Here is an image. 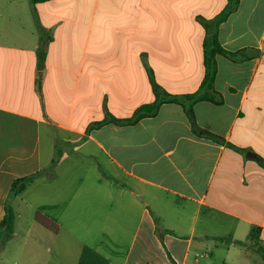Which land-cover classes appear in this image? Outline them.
<instances>
[{
    "label": "crops",
    "instance_id": "obj_1",
    "mask_svg": "<svg viewBox=\"0 0 264 264\" xmlns=\"http://www.w3.org/2000/svg\"><path fill=\"white\" fill-rule=\"evenodd\" d=\"M227 4L0 0L13 264H264L235 244L256 227L264 249V0L216 24ZM209 34L229 52L213 55L215 99L168 100L199 89Z\"/></svg>",
    "mask_w": 264,
    "mask_h": 264
},
{
    "label": "trees",
    "instance_id": "obj_2",
    "mask_svg": "<svg viewBox=\"0 0 264 264\" xmlns=\"http://www.w3.org/2000/svg\"><path fill=\"white\" fill-rule=\"evenodd\" d=\"M29 1L34 4V3L44 2L47 0H29ZM236 3H237V0H228V4L226 8L215 19V23L218 24L219 22L223 21L227 17V15L233 10ZM203 47L205 49L204 50L205 74H204V77L200 84L199 89L192 94L184 95L181 97H173V98H169L168 100L178 102V103L191 104L195 101H203V100L213 101L215 99V92L213 90V77H214L213 55L216 52L225 53V54H228L229 52L223 50L217 44L215 34H209L207 36V38L203 42ZM39 53H44V51L41 49ZM157 107H158V101L150 105H144V106L139 107L135 111L133 119L130 121H136L142 117L154 114L157 110ZM28 179L29 178H20V179L14 180L9 189V197H13L21 193L24 190ZM13 219H14V214L12 210L9 208V206L6 205L5 214L0 222V238L3 234H4L3 236L4 239L8 240L10 238L11 233H12V227H13ZM34 220L42 227L49 229V230H54V228L48 222V220L40 216L39 214H35ZM258 232L259 231L256 227L250 228L245 240L236 241L235 244L240 247H244L245 249L247 248L252 249L256 247L255 252L259 255L261 259L264 260V249L258 246ZM172 264H175V263L172 262Z\"/></svg>",
    "mask_w": 264,
    "mask_h": 264
},
{
    "label": "rangeland",
    "instance_id": "obj_3",
    "mask_svg": "<svg viewBox=\"0 0 264 264\" xmlns=\"http://www.w3.org/2000/svg\"><path fill=\"white\" fill-rule=\"evenodd\" d=\"M4 234L0 238V244L4 246L0 250V257L4 259V263L0 264H13V239H4Z\"/></svg>",
    "mask_w": 264,
    "mask_h": 264
}]
</instances>
